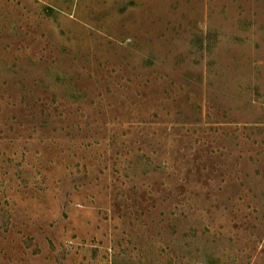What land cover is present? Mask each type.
<instances>
[{
    "label": "rangeland",
    "instance_id": "rangeland-1",
    "mask_svg": "<svg viewBox=\"0 0 264 264\" xmlns=\"http://www.w3.org/2000/svg\"><path fill=\"white\" fill-rule=\"evenodd\" d=\"M0 264H264V0H0Z\"/></svg>",
    "mask_w": 264,
    "mask_h": 264
}]
</instances>
